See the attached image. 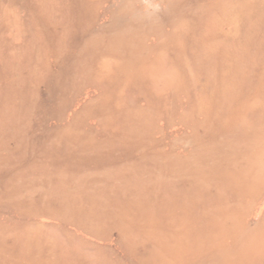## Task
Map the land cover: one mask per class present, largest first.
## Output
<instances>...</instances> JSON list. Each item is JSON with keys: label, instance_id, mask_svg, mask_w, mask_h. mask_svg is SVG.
Here are the masks:
<instances>
[{"label": "rangeland", "instance_id": "374dc122", "mask_svg": "<svg viewBox=\"0 0 264 264\" xmlns=\"http://www.w3.org/2000/svg\"><path fill=\"white\" fill-rule=\"evenodd\" d=\"M0 264H264V0H0Z\"/></svg>", "mask_w": 264, "mask_h": 264}]
</instances>
